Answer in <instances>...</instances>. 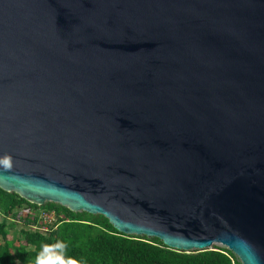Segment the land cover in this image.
<instances>
[{"label": "water", "instance_id": "obj_1", "mask_svg": "<svg viewBox=\"0 0 264 264\" xmlns=\"http://www.w3.org/2000/svg\"><path fill=\"white\" fill-rule=\"evenodd\" d=\"M0 190L264 264V0H0Z\"/></svg>", "mask_w": 264, "mask_h": 264}, {"label": "trees", "instance_id": "obj_2", "mask_svg": "<svg viewBox=\"0 0 264 264\" xmlns=\"http://www.w3.org/2000/svg\"><path fill=\"white\" fill-rule=\"evenodd\" d=\"M0 200L3 215L11 214L21 206H25L32 213L43 209H52L62 215L63 220L54 228L47 232L39 230L42 232L41 234L48 235L47 240L49 237L55 238L52 244L47 243L41 247L44 251L55 247L69 264H239L232 253L226 249L215 247V245L209 249L184 252L168 249L156 238L122 235L116 232L100 215H90L94 221L92 224L100 225V234L94 237L85 236L81 245L83 246L82 250L75 253L73 245L82 235L74 236L69 233L72 238L68 243H61L59 239L64 237L69 229L71 219H80L81 215L86 213H74L52 203L36 206L19 198L14 193H6L2 190H0ZM33 215L35 216V214ZM3 227L2 221L0 222V239L2 240L5 239L2 233ZM43 263L52 264V260L46 259ZM0 264H12L11 254L4 243L0 247Z\"/></svg>", "mask_w": 264, "mask_h": 264}, {"label": "rangeland", "instance_id": "obj_3", "mask_svg": "<svg viewBox=\"0 0 264 264\" xmlns=\"http://www.w3.org/2000/svg\"><path fill=\"white\" fill-rule=\"evenodd\" d=\"M52 204L58 205L55 203ZM1 205L0 200V222L3 221L4 223L2 233L5 237L4 240L0 239V247H2V243L6 245L12 257V264H44L43 262L46 259H51L52 264H69L55 247H50L45 251L42 250V245H47V243L52 244L55 238L49 237L47 240L48 235L41 234L42 232H40L35 225V220L32 222L34 219L33 214L37 215L38 212L34 211L35 213H32L29 209H26L25 206H21L15 209L11 214L3 215ZM71 221L69 229L59 241H61V243H68L71 241V235H82L79 237L78 242L73 245L74 252L79 253L83 248L81 245L84 242V237H94L100 234L101 227L100 225L92 224L94 221L90 215L86 214H82L80 219H71ZM215 247L226 249L220 245H215Z\"/></svg>", "mask_w": 264, "mask_h": 264}, {"label": "built area", "instance_id": "obj_4", "mask_svg": "<svg viewBox=\"0 0 264 264\" xmlns=\"http://www.w3.org/2000/svg\"><path fill=\"white\" fill-rule=\"evenodd\" d=\"M33 218L35 220V225L37 226V229L42 232L49 231L63 220L62 215L52 209L39 210L38 214L35 215Z\"/></svg>", "mask_w": 264, "mask_h": 264}]
</instances>
